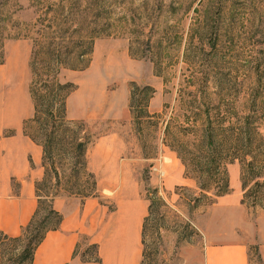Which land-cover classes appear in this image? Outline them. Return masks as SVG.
<instances>
[{
    "label": "rangeland",
    "instance_id": "rangeland-1",
    "mask_svg": "<svg viewBox=\"0 0 264 264\" xmlns=\"http://www.w3.org/2000/svg\"><path fill=\"white\" fill-rule=\"evenodd\" d=\"M53 70L73 85L65 116L86 132L92 196L111 202L130 171L150 206L144 264H202L207 235L217 239L242 216L252 237L260 230L264 187L254 190L248 180L245 193L257 190L259 199L257 206L242 204L238 160L223 153L225 194L201 193L209 175L195 171L200 158L192 130L204 129L208 115L234 122L254 100L264 107V0H0V97L14 80L32 118L31 82ZM28 121L24 133L38 138ZM55 155L51 162L63 180L72 160ZM229 165L238 171V211L214 207L233 191ZM249 243L250 260L258 264L256 240ZM11 251L0 241V264H13Z\"/></svg>",
    "mask_w": 264,
    "mask_h": 264
},
{
    "label": "crops",
    "instance_id": "crops-1",
    "mask_svg": "<svg viewBox=\"0 0 264 264\" xmlns=\"http://www.w3.org/2000/svg\"><path fill=\"white\" fill-rule=\"evenodd\" d=\"M8 84L0 97V233L13 238L20 235L37 208L35 185L42 179L44 168L42 148L23 129L24 122L31 117L28 97L20 94L14 80ZM229 169L233 191L218 198L214 207L238 211L243 208L238 171L232 165ZM103 199L56 197L52 207L62 217L60 226L45 234L32 264H140L142 225L148 210L132 173L125 175L124 184L115 191L111 202ZM241 220L247 221L243 216ZM241 220L217 239L207 235L202 264H252L250 239L256 240L258 264H264V213L260 214V230L253 237L252 232L245 231ZM87 246H96L98 262L81 258Z\"/></svg>",
    "mask_w": 264,
    "mask_h": 264
},
{
    "label": "trees",
    "instance_id": "trees-1",
    "mask_svg": "<svg viewBox=\"0 0 264 264\" xmlns=\"http://www.w3.org/2000/svg\"><path fill=\"white\" fill-rule=\"evenodd\" d=\"M35 74L34 72L33 75ZM72 90L73 85L61 83L54 70L44 72L40 75L38 82L34 80L31 82L29 92L34 112L28 122L36 125L35 131L38 138L31 134L26 135L42 147L44 175L35 185L37 208L29 223L22 228L20 235L12 238L0 233L1 243H8L12 246L11 257L8 260L13 264H32L34 252L45 234L59 228L62 217L53 209L52 202L56 197H62L60 192L68 197L92 196L94 186L90 181L92 174L87 168L86 152L89 142L85 137L86 132L82 124L69 121L65 116V101ZM201 94L205 95L204 90H201ZM255 101L246 103L244 115L235 118L234 122L231 118L223 117L210 120L208 115L204 129L192 130L198 137V144L195 145L198 154L196 157L200 158L195 171L199 177L209 175V181L200 182L201 193L214 189L216 190L215 196H220L228 191L227 171L226 169L220 170V161L225 159L222 160L223 153H225L229 156L226 157L227 161L238 160L242 165V190L244 192L242 204L250 200V205L257 206L258 191L249 189L245 193L248 180L253 181L254 190L264 187V140L259 132V122L256 116L257 109L259 107L264 109V107L263 104L260 106ZM232 149L237 151L238 155L232 154ZM57 152H65L66 156L72 160L67 170L68 174L62 172L63 180L59 178L60 172L51 162L52 157L58 156L55 155L58 154ZM52 179L55 180L54 184L47 186L46 183ZM43 187L47 189L46 192L42 191ZM149 208L150 206L148 215L150 214ZM147 219L148 216L145 217L142 225L140 264H144L143 246ZM74 253L77 254L78 250L76 249ZM81 258L85 261L98 262L96 246H90L86 252L81 254Z\"/></svg>",
    "mask_w": 264,
    "mask_h": 264
}]
</instances>
